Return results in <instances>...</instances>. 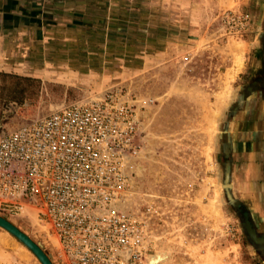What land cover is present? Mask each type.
I'll return each mask as SVG.
<instances>
[{"label": "rangeland", "instance_id": "1", "mask_svg": "<svg viewBox=\"0 0 264 264\" xmlns=\"http://www.w3.org/2000/svg\"><path fill=\"white\" fill-rule=\"evenodd\" d=\"M109 1V6L118 3L117 12L124 19L117 25L118 33L107 29L65 43H43L49 70L59 67L54 56L58 48L82 52L68 58L74 72L71 86L36 78L30 57L29 73H19L25 58L13 39L12 57L0 58L5 61L0 62L2 129L13 130L62 104L111 87L124 88L145 107L136 139L137 165L144 172L139 177L136 170L129 209L152 229L147 264L160 252L168 256L160 264H264L247 238L241 213L228 203L221 187L229 159L223 154L224 124L263 30L264 0ZM85 49L91 50L90 56L79 51ZM240 56L243 66L238 70ZM3 73L39 83L23 84L28 93L21 96L12 91L15 80L3 78ZM148 100L153 103L148 105ZM245 206L263 233L264 218ZM4 218L56 264L52 239L41 233L34 219ZM0 247V264H40L1 228Z\"/></svg>", "mask_w": 264, "mask_h": 264}, {"label": "built area", "instance_id": "2", "mask_svg": "<svg viewBox=\"0 0 264 264\" xmlns=\"http://www.w3.org/2000/svg\"><path fill=\"white\" fill-rule=\"evenodd\" d=\"M144 108L111 87L0 133V216L34 219L56 264H147L152 229L129 209Z\"/></svg>", "mask_w": 264, "mask_h": 264}, {"label": "crops", "instance_id": "3", "mask_svg": "<svg viewBox=\"0 0 264 264\" xmlns=\"http://www.w3.org/2000/svg\"><path fill=\"white\" fill-rule=\"evenodd\" d=\"M109 3V0H0V58L12 57V41L16 38L20 57L25 58L21 60L19 73H29L26 60L30 57L31 72L36 78L71 86L74 72L68 58L80 57L82 52L58 48L54 56L59 67L49 70L43 60L48 58L43 43L54 39L65 43L75 40L74 37L104 34L107 29L117 31V25L124 19L117 12L118 3L111 6ZM34 49L38 52L34 53ZM90 51L83 55L90 56ZM233 100L231 104L236 98ZM232 106L224 124L227 145L223 150L229 157L232 194L264 218V100L257 104L253 117L246 112H235Z\"/></svg>", "mask_w": 264, "mask_h": 264}, {"label": "flooded vegetation", "instance_id": "4", "mask_svg": "<svg viewBox=\"0 0 264 264\" xmlns=\"http://www.w3.org/2000/svg\"><path fill=\"white\" fill-rule=\"evenodd\" d=\"M261 21L263 30L258 35L249 71L240 85L233 106L235 112H246L252 117L257 111V104L264 100V5ZM238 211L241 213L243 222L249 224L252 232H254L255 241L245 230L255 253L264 263V232L262 233L257 229L253 215L249 214V209L244 204H238Z\"/></svg>", "mask_w": 264, "mask_h": 264}, {"label": "water", "instance_id": "5", "mask_svg": "<svg viewBox=\"0 0 264 264\" xmlns=\"http://www.w3.org/2000/svg\"><path fill=\"white\" fill-rule=\"evenodd\" d=\"M224 180L221 184V187L225 193L226 200L230 205L238 209V203L235 199H233L230 190L231 184L229 182L230 173H229V163L226 162L224 166ZM243 227L248 232L249 236L255 241L254 232H252L250 225L246 222H243ZM0 228L4 231L8 232L12 237H14L21 245H23L31 254L38 260L40 264H53L49 257L45 254L42 248L35 243L31 238H29L26 234L21 232L15 225L10 223L8 220L0 216Z\"/></svg>", "mask_w": 264, "mask_h": 264}, {"label": "trees", "instance_id": "6", "mask_svg": "<svg viewBox=\"0 0 264 264\" xmlns=\"http://www.w3.org/2000/svg\"><path fill=\"white\" fill-rule=\"evenodd\" d=\"M1 76L3 78H10L12 80H15V83L12 84L13 88L12 91L15 92H19V94L22 96L24 95V93H26V91L28 90L26 86H23V84L25 85H31V84H35V83H39L38 80L32 79L30 77H21V76H17V75H8L6 73L1 74ZM23 86V87H22ZM28 93V91H27ZM31 93V92H29ZM11 102H15L14 99L11 100ZM7 130H3L2 129V121L0 120V133H5Z\"/></svg>", "mask_w": 264, "mask_h": 264}, {"label": "bare ground", "instance_id": "7", "mask_svg": "<svg viewBox=\"0 0 264 264\" xmlns=\"http://www.w3.org/2000/svg\"><path fill=\"white\" fill-rule=\"evenodd\" d=\"M243 66V58L240 56L239 60L237 61V69L241 68ZM136 170L138 173V176L141 177L143 176L144 172V167L141 166L140 164L136 165ZM168 259L167 254H163V252H160L156 255H153L149 259L150 264H160Z\"/></svg>", "mask_w": 264, "mask_h": 264}]
</instances>
